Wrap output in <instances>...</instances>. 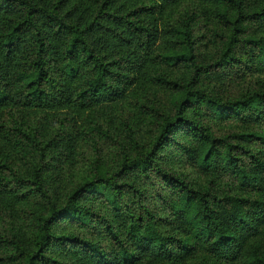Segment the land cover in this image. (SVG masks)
Masks as SVG:
<instances>
[{
  "label": "trees",
  "instance_id": "trees-1",
  "mask_svg": "<svg viewBox=\"0 0 264 264\" xmlns=\"http://www.w3.org/2000/svg\"><path fill=\"white\" fill-rule=\"evenodd\" d=\"M259 1L104 0L94 8L80 0H0V134L18 148L27 135L2 124L3 115L15 109L49 114L93 110L122 100L149 62L191 71L183 81L151 77L174 94L172 115L157 116L160 134L152 150L119 162L112 175H95L61 209L45 181V151L59 155L65 148L58 135L40 148L45 163L32 165L30 178L15 175L0 163L2 204L38 206L31 219L36 230L32 241L0 235V254L7 247L14 250L1 255L0 264H66L49 251L66 240L55 228L68 218L69 209L76 222L94 231V218L100 215L81 202L95 200L108 205L125 233L117 234L102 217L111 236L109 247L70 237L91 264H181L192 259L203 260L200 264H264V89L229 101L195 89L202 76L245 79L264 72V37L253 34L264 27V0ZM189 3L177 24L166 19L167 9ZM206 16L232 32L229 40L218 35L221 48L211 58L198 53L193 33L194 21ZM160 37L166 51L161 56L153 53ZM232 120L250 126V133L218 138L206 124ZM180 130L183 135L174 138ZM169 143L172 153H180L205 175L230 177L248 197L197 191L181 175L166 172L159 160ZM4 169L8 176L3 177ZM123 176L142 179L148 187L127 190L114 183ZM152 199L163 213L150 210Z\"/></svg>",
  "mask_w": 264,
  "mask_h": 264
},
{
  "label": "rangeland",
  "instance_id": "rangeland-1",
  "mask_svg": "<svg viewBox=\"0 0 264 264\" xmlns=\"http://www.w3.org/2000/svg\"><path fill=\"white\" fill-rule=\"evenodd\" d=\"M78 1L75 0V2ZM80 1L84 3L85 7L94 8L101 7L104 2V0ZM259 2L256 0V4ZM195 3L200 4L198 1L193 2V4ZM189 5L190 3L177 9H167L166 19L177 24L179 17L186 13L185 10ZM95 10L97 11V9ZM245 24L251 26L249 23ZM193 26L197 51L207 58L215 56L221 48L218 35L221 34L225 40H229L232 35L230 30L218 24L215 17L199 18L194 21ZM253 28L257 29V27ZM249 34H252V30L249 31ZM253 34L257 37H264V27L262 30H254ZM153 53L160 56L166 53L162 37L158 39ZM235 56L240 57L241 53L237 52ZM157 75L183 81L190 78L191 71L182 66L169 67L158 62H149L144 75L142 74L137 79L138 86L137 84L133 86L122 100L108 103L93 110L72 108L42 114L36 110L15 109L4 114L3 126L6 129H22L27 138L22 139L24 145L18 148L8 143L4 138L5 136L0 134V163L9 167L13 174L30 178L31 175L28 172L30 167L40 165L45 161H42L40 148L58 135L56 139L65 148L59 155L49 150L45 151V181L48 193L56 207L58 209L65 207L74 191L87 181H91L95 175H112L119 162L126 159L133 160L142 154L146 156L152 150L160 134L158 114L171 116L173 111L174 94L152 82L151 77ZM195 89L205 90L209 95L224 101L244 99L250 90L264 89V72L248 76L245 79L231 77L212 80L202 76ZM192 118L196 123L200 122L197 116H192ZM206 124L212 127L218 138H230L234 133H250V126L242 125L234 120L225 123L206 122ZM183 133L184 130L175 131L172 136L179 138V135H183ZM262 133H264V129ZM172 151L171 143L162 150V158L159 160L162 169L170 174L181 175L191 188L197 191L210 192L217 196L248 197L240 191L237 182L230 177L205 175L196 165L190 164L183 158L180 153L175 155ZM2 171H4L3 177L5 173L7 176L10 174L6 169ZM143 182L142 179L135 178V176H123L114 179V183L126 187L127 190L128 186L133 187L134 190L135 187L147 188L148 186ZM151 191L153 189H150ZM151 193L153 195V192ZM153 200L148 203L150 210L163 213L159 207V202L157 200L152 202ZM2 203L0 201V235L9 238L17 236L32 241L36 235V230L31 219L36 215L38 206L34 202L13 203L11 205H3ZM81 204L87 205L99 213L100 217L94 218L97 224L96 228L94 231L86 229L82 226V222L75 221V213L67 209L68 218L61 224H57L55 228V233L66 240L53 244L49 249L51 256L57 261L66 264H91L88 260L89 255L83 253L84 249L74 242H69L70 237L75 236L81 240L92 241L103 247H109L111 236L102 217L111 223L117 234L123 236L125 233L124 228L114 218L108 205L103 204L100 200H95L92 203L84 201ZM13 252V248L7 247L0 254V257ZM201 262L204 261L192 259L181 262V264H200Z\"/></svg>",
  "mask_w": 264,
  "mask_h": 264
}]
</instances>
